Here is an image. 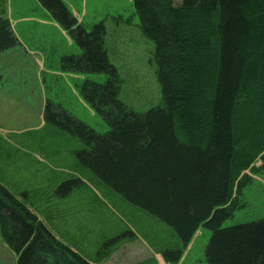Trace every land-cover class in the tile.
Segmentation results:
<instances>
[{
    "label": "trees",
    "instance_id": "trees-1",
    "mask_svg": "<svg viewBox=\"0 0 264 264\" xmlns=\"http://www.w3.org/2000/svg\"><path fill=\"white\" fill-rule=\"evenodd\" d=\"M36 1L80 49L61 56V69L106 75L77 85L106 132L45 102V120L83 142L77 162L172 227L184 246L208 228L207 264H264V218L221 226L250 180L243 171L264 168V0H131L142 34L154 43L161 92L160 104L144 112L119 97L122 79L108 57L104 22L87 28L63 0ZM19 43L1 11L0 51ZM79 182L64 180L55 192L66 195ZM0 236L15 264H91L1 183ZM180 255L163 251L171 263Z\"/></svg>",
    "mask_w": 264,
    "mask_h": 264
},
{
    "label": "rangeland",
    "instance_id": "rangeland-1",
    "mask_svg": "<svg viewBox=\"0 0 264 264\" xmlns=\"http://www.w3.org/2000/svg\"><path fill=\"white\" fill-rule=\"evenodd\" d=\"M64 1L87 28L104 22L108 57L122 79L120 99L138 112L160 104L154 43L142 34L131 0ZM1 11L26 50L17 45L0 51V183L58 240L91 264H160L153 253L160 250H180L177 264H207L208 228L201 226L184 246L172 227L80 165L74 152L85 147L83 142L45 120V102L51 101L96 131L106 132L107 124L82 100L77 86L84 78L103 82L106 75L61 69V56L79 54L80 49L53 26L36 0H0ZM30 49L37 54H29ZM260 164L258 158L254 165ZM243 173L250 180L222 227L264 218V168ZM75 178L80 182L68 194L55 192L62 181ZM15 261L0 237V264Z\"/></svg>",
    "mask_w": 264,
    "mask_h": 264
},
{
    "label": "crops",
    "instance_id": "crops-1",
    "mask_svg": "<svg viewBox=\"0 0 264 264\" xmlns=\"http://www.w3.org/2000/svg\"><path fill=\"white\" fill-rule=\"evenodd\" d=\"M64 1V0H63ZM65 2V1H64ZM72 11H74V15L75 16H78L77 15V13L75 12L76 10L73 8V10ZM24 19H30V18H28V17H23ZM39 19V21L40 22H46L47 23V21H43V20H41L40 18H38ZM18 20H20V19H18ZM53 20V19H52ZM53 23V26H58L54 21H52ZM59 27V26H58ZM60 28V27H59ZM60 30H62L61 28H60ZM62 32L64 33V31L62 30ZM19 45H20V47L21 48H23V49H25L26 50V47H25V45H24V43L23 42H21V40H20V43H19ZM18 45V46H19ZM29 53V52H28ZM35 53V55L37 54V52L36 51H32L31 49H30V53L29 54H34ZM71 73V72H70ZM163 251L164 250H160V251H154L153 253H154V256L158 259V261H159V263L160 264H173V263H171V262H168V261H166L164 258H163ZM177 264V263H176Z\"/></svg>",
    "mask_w": 264,
    "mask_h": 264
}]
</instances>
